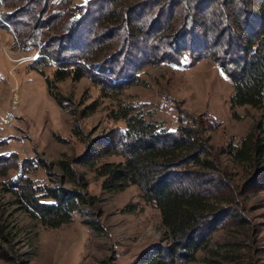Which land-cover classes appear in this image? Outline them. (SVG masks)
<instances>
[{
	"label": "trees",
	"instance_id": "obj_1",
	"mask_svg": "<svg viewBox=\"0 0 264 264\" xmlns=\"http://www.w3.org/2000/svg\"><path fill=\"white\" fill-rule=\"evenodd\" d=\"M0 1L7 6L8 0ZM32 5L38 8L32 10ZM10 6L11 10L2 12L6 24L0 20V27L8 26L20 48L34 51L33 69L54 66L46 82L60 106L62 97L55 82L68 76H89L102 88H120L136 82L144 66L177 64L189 57V64L214 61L228 75L233 86L231 108L249 105L264 112V0H86L74 6L72 0H23ZM50 8L54 11L45 14ZM29 11L43 12L47 29L53 27L49 23L54 18L61 17L57 32L45 36L38 17L29 28L28 22L23 23L27 16L33 18ZM132 108L119 112L123 130L105 133L85 153L88 158L83 159L84 155L76 162H97L101 152L122 156L119 162L94 167L102 178L101 187L121 191L134 184L144 201L158 209L165 239L141 255V264H191L200 251L211 262L239 258L241 239L211 241L232 199L186 180L199 176L200 169L217 168L210 157L212 146L203 135L212 129L211 122L201 115H186L189 122H184L180 115L176 128L168 130ZM222 152L244 167L248 183L264 176V123L256 122L238 143L227 144ZM5 163L4 159L0 164L1 175L10 166ZM58 164L68 181L86 186L69 161ZM26 172L14 176L7 191L45 227L70 222L84 203H90L79 189L39 185ZM245 228L239 223L235 232L244 238Z\"/></svg>",
	"mask_w": 264,
	"mask_h": 264
},
{
	"label": "rangeland",
	"instance_id": "obj_2",
	"mask_svg": "<svg viewBox=\"0 0 264 264\" xmlns=\"http://www.w3.org/2000/svg\"><path fill=\"white\" fill-rule=\"evenodd\" d=\"M85 1L72 0V4ZM12 2L20 5L23 0H8L7 6L0 1L2 24H6L2 12L11 10ZM34 6L30 8L36 10ZM50 11L54 9L45 14ZM28 13H34L23 21L29 28L35 18H44L43 12ZM61 21V17L54 18L49 23L53 29H47L42 20L40 28L47 36L57 32ZM4 27H0V164L5 159L10 166L5 175L0 174V264H141V255L165 239L158 209L144 201L136 185L121 191L101 187L102 178L94 167L105 161L119 162L122 156L101 152L97 162H76L105 133L124 129L118 116L125 107H133L168 130L176 128L180 115L184 122H189L186 115H201L211 122L212 129L203 135L212 146L210 157L218 169H200L198 178L192 175L186 180L232 199L211 241L241 239L243 248L239 258L218 263L200 251L191 264H264V176L248 183L244 167L222 152L227 144L238 143L256 122L264 123V112L249 105L231 108L233 86L216 62L189 64L190 58L185 57L177 64L147 65L137 73L136 82L121 89L102 88L89 76H68L55 82L62 97L60 106L46 82L54 66L33 69L34 51L20 48L8 26ZM59 160L69 161L86 186L68 181ZM31 163L32 168H26ZM27 169L34 183L79 189L90 203H84L66 224L43 226L7 191L9 181ZM239 223L246 227L244 238L235 232Z\"/></svg>",
	"mask_w": 264,
	"mask_h": 264
}]
</instances>
